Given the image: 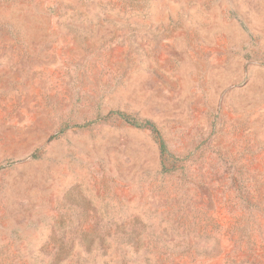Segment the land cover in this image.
I'll return each instance as SVG.
<instances>
[{
  "label": "rangeland",
  "instance_id": "obj_1",
  "mask_svg": "<svg viewBox=\"0 0 264 264\" xmlns=\"http://www.w3.org/2000/svg\"><path fill=\"white\" fill-rule=\"evenodd\" d=\"M0 264H264V0H0Z\"/></svg>",
  "mask_w": 264,
  "mask_h": 264
},
{
  "label": "trees",
  "instance_id": "obj_2",
  "mask_svg": "<svg viewBox=\"0 0 264 264\" xmlns=\"http://www.w3.org/2000/svg\"><path fill=\"white\" fill-rule=\"evenodd\" d=\"M118 115L121 116L123 119H125L128 123H130L136 127H143L144 125H150L151 126L150 122H146L145 124L141 125V123L139 121H136L135 119L128 117L126 114L118 113Z\"/></svg>",
  "mask_w": 264,
  "mask_h": 264
}]
</instances>
